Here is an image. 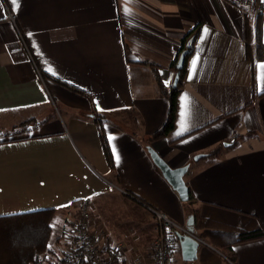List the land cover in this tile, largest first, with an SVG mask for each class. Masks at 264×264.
<instances>
[{"label": "crops", "instance_id": "0c3cea01", "mask_svg": "<svg viewBox=\"0 0 264 264\" xmlns=\"http://www.w3.org/2000/svg\"><path fill=\"white\" fill-rule=\"evenodd\" d=\"M252 8L250 0H0V125L27 132L0 140V217L53 209L57 232L86 199L96 230L122 243L133 264L157 237L152 209L186 229L192 220L198 264H264V237L232 246L233 263L222 251L234 238L221 227L264 233V48L255 58L264 10L248 59ZM193 37L174 129L150 141L167 118L161 89L173 88ZM148 147L172 169L189 165L191 200L179 199ZM173 258L185 264L180 247Z\"/></svg>", "mask_w": 264, "mask_h": 264}, {"label": "built area", "instance_id": "2783aa9c", "mask_svg": "<svg viewBox=\"0 0 264 264\" xmlns=\"http://www.w3.org/2000/svg\"><path fill=\"white\" fill-rule=\"evenodd\" d=\"M254 14L264 9V0H250ZM8 19L14 22L15 16L8 13ZM38 76L42 75L38 72ZM154 216L157 237L149 244L142 255H133V264H172L179 242L176 233L188 235L202 243L194 233H190L166 214L150 209ZM128 253L122 243L109 244L104 232L94 226V214L91 203L86 199L74 202L72 214L63 225L47 250L41 254L35 264H127Z\"/></svg>", "mask_w": 264, "mask_h": 264}, {"label": "trees", "instance_id": "16d2710c", "mask_svg": "<svg viewBox=\"0 0 264 264\" xmlns=\"http://www.w3.org/2000/svg\"><path fill=\"white\" fill-rule=\"evenodd\" d=\"M252 7L253 3L251 2ZM264 9L261 12L254 14V8L251 9V18H255L252 25L251 22L246 24V40L247 48L246 53L248 59L253 54L250 50V42L259 43L260 39V19ZM190 36V35H189ZM187 38H189L187 36ZM185 39L183 40L184 43ZM194 42V37L191 40V45L188 50L189 53L192 50V45ZM182 49L186 47L182 44ZM255 51V58H260V50L264 46H258ZM181 49V51H182ZM188 53V54H189ZM184 72V67L180 70L179 80L177 86L172 88L169 91L161 89V94L166 97L169 103L167 118L163 126L154 132L150 141H155L167 136L173 129L175 125L176 109H177V95L180 91V80ZM101 145L104 151L105 158L109 165L112 167V158L108 148V144L104 138V135L100 134ZM236 142L234 139L232 145ZM219 154L218 151H215L208 156L215 157ZM189 200H191V194L189 191ZM53 209H46L31 213H23L8 217H0V264H35L38 257L43 254L49 245L52 225L51 220L53 216ZM225 232L232 231V241L228 242L225 245V248L222 249L225 257L230 261L234 262V256L232 254V246L242 242H248L257 240L264 237V233L261 231L256 232H241L235 231L229 228H223ZM176 240V237H174Z\"/></svg>", "mask_w": 264, "mask_h": 264}, {"label": "water", "instance_id": "95a60500", "mask_svg": "<svg viewBox=\"0 0 264 264\" xmlns=\"http://www.w3.org/2000/svg\"><path fill=\"white\" fill-rule=\"evenodd\" d=\"M190 44L188 43L186 45V49L183 50L178 57L177 63L175 65V68L177 70L174 81L172 84V87L175 88L178 79L180 70L184 66L185 58L189 52ZM149 156L155 165V167L159 170L163 178L166 180V182L171 186V188L177 193L179 199L182 202H187L189 200V191L188 188L184 182V175L186 174L189 165H185L183 167L172 169L170 168L165 161L151 148L148 147L147 149ZM192 220H190L187 224V230L191 233L192 232ZM193 233V232H192ZM176 238L179 242L180 247V256L181 260L185 264H198L197 263V252L198 247L201 245V242L195 240L194 238L188 236V235H182L179 233H176Z\"/></svg>", "mask_w": 264, "mask_h": 264}, {"label": "rangeland", "instance_id": "374dc122", "mask_svg": "<svg viewBox=\"0 0 264 264\" xmlns=\"http://www.w3.org/2000/svg\"><path fill=\"white\" fill-rule=\"evenodd\" d=\"M13 128H14V127H13ZM15 128H16V127H15ZM23 134H27V132H26V133H24V132H22V133H16L14 129L5 130V127H2V126L0 125V140L7 139V138H11V137H13V136H21V135H23ZM70 215H71V213L68 214L67 216H70ZM56 229H57V228H53V230H55V232H56ZM57 233H58V231L56 232V234H55L54 236H52L53 238L50 240V242L53 241V239L56 237ZM51 235H52V234H51ZM49 244H50V243H49Z\"/></svg>", "mask_w": 264, "mask_h": 264}, {"label": "snow or ice", "instance_id": "6c2138e0", "mask_svg": "<svg viewBox=\"0 0 264 264\" xmlns=\"http://www.w3.org/2000/svg\"><path fill=\"white\" fill-rule=\"evenodd\" d=\"M13 3L15 4L16 3V0H13ZM261 67H264V65H261Z\"/></svg>", "mask_w": 264, "mask_h": 264}]
</instances>
